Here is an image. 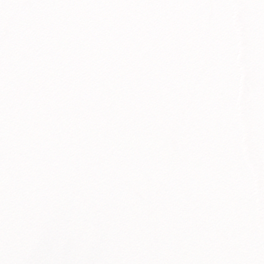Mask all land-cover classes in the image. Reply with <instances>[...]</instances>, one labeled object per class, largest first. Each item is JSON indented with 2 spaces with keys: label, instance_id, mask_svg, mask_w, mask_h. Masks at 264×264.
<instances>
[{
  "label": "snow or ice",
  "instance_id": "obj_1",
  "mask_svg": "<svg viewBox=\"0 0 264 264\" xmlns=\"http://www.w3.org/2000/svg\"><path fill=\"white\" fill-rule=\"evenodd\" d=\"M0 264H264V0H0Z\"/></svg>",
  "mask_w": 264,
  "mask_h": 264
}]
</instances>
